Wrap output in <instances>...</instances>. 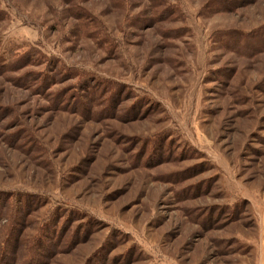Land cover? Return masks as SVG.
I'll list each match as a JSON object with an SVG mask.
<instances>
[{"label":"rangeland","instance_id":"1","mask_svg":"<svg viewBox=\"0 0 264 264\" xmlns=\"http://www.w3.org/2000/svg\"><path fill=\"white\" fill-rule=\"evenodd\" d=\"M0 264H264V0H0Z\"/></svg>","mask_w":264,"mask_h":264},{"label":"trees","instance_id":"2","mask_svg":"<svg viewBox=\"0 0 264 264\" xmlns=\"http://www.w3.org/2000/svg\"><path fill=\"white\" fill-rule=\"evenodd\" d=\"M8 243H9V242H7L6 244H4V245H5V250H6L7 248H9V247L12 245V244H11V245H7ZM4 245L2 244L1 247L4 246ZM6 245H7V246H6Z\"/></svg>","mask_w":264,"mask_h":264}]
</instances>
